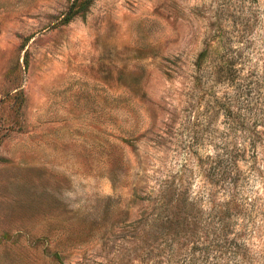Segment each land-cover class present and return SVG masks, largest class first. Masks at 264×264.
<instances>
[{"label": "rangeland", "instance_id": "obj_1", "mask_svg": "<svg viewBox=\"0 0 264 264\" xmlns=\"http://www.w3.org/2000/svg\"><path fill=\"white\" fill-rule=\"evenodd\" d=\"M73 1L0 0V264H264V0Z\"/></svg>", "mask_w": 264, "mask_h": 264}, {"label": "trees", "instance_id": "obj_2", "mask_svg": "<svg viewBox=\"0 0 264 264\" xmlns=\"http://www.w3.org/2000/svg\"><path fill=\"white\" fill-rule=\"evenodd\" d=\"M93 0H74L72 3H71V5L69 6V8L67 9V11L65 12V15L62 17V21L63 22H69L75 15H77V14H79V13H81V12H83V11H85L87 8H88V6H89V4L92 2ZM247 118V117H246ZM243 120H242V123H241V126L243 125V124H245V121L247 120V119H245L244 117L242 118ZM247 131H249V132H247ZM247 131H246V129L243 131V132H241V137H243L244 139L247 137V138H250V137H252V134H254V133H252L253 131H251L250 129H247ZM252 133V134H251ZM244 139H243V141H244ZM242 149H243V147H242ZM237 150H239V148H236L235 150H232L231 149V151H228V152H225L224 154H222V155H216L215 157H216V162L218 163V162H221V161H224V162H226L227 164H234L235 163V158L238 156L237 154ZM213 157V156H212ZM211 157V158H212ZM216 165V164H215ZM215 168H217V167H215ZM222 173L223 172H221V173H219V177L222 175ZM217 174H218V172H217ZM182 206V205H181ZM181 206L179 207V208H181ZM218 211V210H217ZM190 211H188V213H189ZM187 214V213H186ZM192 214V213H191ZM193 217H194V215H193ZM213 223H214V227H213V231H212V235H216V236H222V235H219V234H215V233H217L218 231H224V228H225V226H226V223H225V217L224 216H220V214H219V216L217 217V223L216 222H214V221H212ZM193 229H192V233L193 234H197V230H198V225H197V220L196 219H194V221H193ZM211 226V225H210ZM210 226H209V229H210ZM207 227V226H206ZM202 229V228H201ZM207 229H208V227H207ZM202 230H204V229H202ZM205 231V230H204ZM205 232H207V231H205ZM217 251V250H216Z\"/></svg>", "mask_w": 264, "mask_h": 264}]
</instances>
